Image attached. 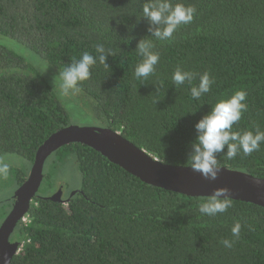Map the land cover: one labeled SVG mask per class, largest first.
Masks as SVG:
<instances>
[{"label":"trees","instance_id":"obj_1","mask_svg":"<svg viewBox=\"0 0 264 264\" xmlns=\"http://www.w3.org/2000/svg\"><path fill=\"white\" fill-rule=\"evenodd\" d=\"M146 0H0V36L19 41L62 70L102 43L112 55L97 60L80 83L105 127L169 164L188 166L195 124L212 105L247 92L233 131H264V0H181L196 8L193 21L170 41H154L160 59L153 75L135 79L137 44L154 39L142 15ZM176 2V0H173ZM180 67L208 72L214 83L199 100L187 82L174 85ZM52 87L26 58L0 43V160L20 155L31 164L40 145L68 126ZM227 146L224 151L226 152ZM54 153L73 155L81 186L67 201L39 195L12 241L21 249L10 264H264V207L232 199L225 213L202 215L191 196L143 182L82 143ZM53 153V154H54ZM220 166L264 178V144ZM30 168L17 170L21 186ZM39 194V193H38ZM11 208L13 197L9 200ZM240 237L231 235L235 222ZM234 240L231 248L221 241Z\"/></svg>","mask_w":264,"mask_h":264},{"label":"clouds","instance_id":"obj_2","mask_svg":"<svg viewBox=\"0 0 264 264\" xmlns=\"http://www.w3.org/2000/svg\"><path fill=\"white\" fill-rule=\"evenodd\" d=\"M196 13L193 5H186L181 0H146L142 7V15L147 18L149 32L154 39H141L137 44L136 52L142 57L134 67V77L137 80H146L153 75L160 56L155 51L154 41H170L176 30L190 24ZM96 56L85 51L79 59L73 60L70 64L59 70L60 92L64 96L75 95L79 92V85L91 76V68L96 65L97 60L101 65L108 66L106 59L112 55L111 50L106 52L102 43L95 46ZM174 85H184L186 82L191 85L190 95L193 99L199 100L208 93L215 82L208 72L199 76L198 84L193 85L194 73L177 67L171 77ZM247 92L238 90L227 99H220L211 106L196 124L197 135L192 142L191 152L187 156L188 166L194 172L200 173L207 180H215L221 169L217 154L228 160H233L239 153L249 156L260 150L264 144V131L257 128L255 131H233L247 109L245 103ZM227 146L226 152L224 151ZM9 165L0 162V175H7ZM230 189L226 186L217 187L206 199L198 201V209L202 215L209 217L225 213L232 207L233 201ZM241 223L235 222L231 228V235L234 238L240 237ZM226 248L233 246L234 240L225 238L221 241Z\"/></svg>","mask_w":264,"mask_h":264},{"label":"water","instance_id":"obj_3","mask_svg":"<svg viewBox=\"0 0 264 264\" xmlns=\"http://www.w3.org/2000/svg\"><path fill=\"white\" fill-rule=\"evenodd\" d=\"M82 143L100 152L143 182L191 196H208L215 188L226 186L231 198L264 207V178L221 166L215 180H207L190 166L169 164L140 148L122 132L109 127L68 125L52 133L38 148L30 173L13 195L12 208L0 225V264H10L21 249L19 241L11 236L26 213L31 202L39 196L47 159L59 148ZM77 191H74L73 196ZM58 190L48 198L62 199Z\"/></svg>","mask_w":264,"mask_h":264},{"label":"rangeland","instance_id":"obj_4","mask_svg":"<svg viewBox=\"0 0 264 264\" xmlns=\"http://www.w3.org/2000/svg\"><path fill=\"white\" fill-rule=\"evenodd\" d=\"M0 43L15 52L23 55L44 77V80L52 87L57 101L64 107L68 114V124L75 126H101L105 127L95 113V103L85 98L79 90L75 95L64 96L60 92L59 70L44 57L33 52L19 41L0 36ZM0 162L7 163L9 170L7 175H0V225L11 210L10 199L19 188L17 170L32 167L29 160L20 155H8ZM29 170V171H30ZM81 186V173L73 155L61 156L52 154L45 163L44 179L39 195L52 196L58 190H62L64 197L70 196Z\"/></svg>","mask_w":264,"mask_h":264},{"label":"built area","instance_id":"obj_5","mask_svg":"<svg viewBox=\"0 0 264 264\" xmlns=\"http://www.w3.org/2000/svg\"><path fill=\"white\" fill-rule=\"evenodd\" d=\"M23 220L24 221H27L28 220L26 215L23 217Z\"/></svg>","mask_w":264,"mask_h":264},{"label":"flooded vegetation","instance_id":"obj_6","mask_svg":"<svg viewBox=\"0 0 264 264\" xmlns=\"http://www.w3.org/2000/svg\"><path fill=\"white\" fill-rule=\"evenodd\" d=\"M62 199L63 200H67L68 198L67 197H64V195H62Z\"/></svg>","mask_w":264,"mask_h":264}]
</instances>
